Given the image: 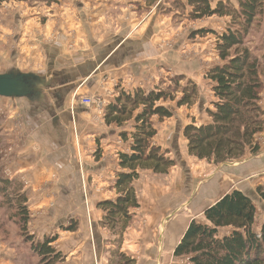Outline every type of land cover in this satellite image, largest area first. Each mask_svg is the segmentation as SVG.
<instances>
[{
	"label": "crops",
	"instance_id": "crops-1",
	"mask_svg": "<svg viewBox=\"0 0 264 264\" xmlns=\"http://www.w3.org/2000/svg\"><path fill=\"white\" fill-rule=\"evenodd\" d=\"M218 1L211 0L213 4ZM229 1L237 5V0ZM145 3L56 0L44 7L45 20L33 16L27 8L15 28L7 23L0 25V72L15 68L43 80L41 96H0L5 147L4 155H0V176L17 178L24 185L32 227L37 233H59L57 247L65 253L62 264H72L70 260L75 264H98L108 255L104 241L107 237L99 226L103 212L96 208V203L114 197L111 185L118 153L128 149V142L118 136L124 127L108 125L103 120L106 104L100 109L83 105L81 99L89 95L108 103L117 94L116 87L147 88L166 64L170 49L176 51L185 40L180 38L184 33L179 31L182 23L173 25L171 17L165 14L164 0L148 6ZM140 6L149 9L142 11ZM226 21V16H209L191 22L184 30L191 31L195 24L196 28L208 27L220 33ZM198 35L186 44L192 53L191 60L204 57L205 47L214 41L210 34L202 38ZM105 91L110 92L108 97ZM261 102L264 108V93ZM258 139L259 152L244 155L234 161L233 171L225 172L224 180L232 182L225 192L239 189L249 195L247 191L253 192V185L254 188L264 184V132ZM146 172L155 174L144 170L140 176ZM209 182L216 184L218 179L210 178ZM83 197L87 208L83 206ZM71 199L75 200L74 205L68 203ZM140 205L134 210L133 220ZM258 207L260 221L264 222L261 198ZM71 214L79 215L77 231L60 232L59 226ZM0 252V264H17L15 248L4 246Z\"/></svg>",
	"mask_w": 264,
	"mask_h": 264
},
{
	"label": "trees",
	"instance_id": "trees-1",
	"mask_svg": "<svg viewBox=\"0 0 264 264\" xmlns=\"http://www.w3.org/2000/svg\"><path fill=\"white\" fill-rule=\"evenodd\" d=\"M149 5L157 0H143ZM181 2V0H179ZM189 8V20L209 16H226L228 21L218 33L212 29H197L192 36L216 34L215 50L218 63L205 70L211 83L212 107L206 109L207 122L194 120L183 126L182 134L190 156L208 163L239 160L260 150L258 135L264 132V61L247 46L255 23L264 16V0H229L213 4L211 0L181 2ZM257 48V47H255ZM185 80V83L181 81ZM117 94L104 106L106 124L124 127L118 136L128 142L127 150H119L117 169L111 188L114 197L100 200L96 208L103 212L99 226L109 231L112 247L108 264H136V259L121 250L123 235L139 207L135 180L140 172L151 170L165 175L175 165L169 150L155 141L157 122L173 116L167 103L176 107H192L199 89L193 80L182 74L170 77L169 83L152 88L116 87ZM125 126L129 129L126 130ZM4 132L0 126V146ZM256 192L264 201V186ZM257 207L251 197L239 189L205 207L201 220L191 219L173 249V256L184 259L182 264H264V222L257 224ZM31 213L24 185L19 179L0 176V231L9 246L16 249L17 264H59L64 254L53 245L58 235L41 238L30 233ZM78 219H71L63 229L77 231ZM7 237V238H6ZM17 240V241H16Z\"/></svg>",
	"mask_w": 264,
	"mask_h": 264
},
{
	"label": "rangeland",
	"instance_id": "rangeland-1",
	"mask_svg": "<svg viewBox=\"0 0 264 264\" xmlns=\"http://www.w3.org/2000/svg\"><path fill=\"white\" fill-rule=\"evenodd\" d=\"M164 1L167 6V9L165 8L166 10L164 12L171 17L172 24L176 25L182 23V29H179V31L184 33L181 32L182 34L180 35V38H185L184 42H186H183L184 44L181 43V46H177L176 51L170 49V52L167 54L166 64L164 63L162 67H160L162 70L158 72V75L153 77V81L144 89L152 88L160 83L165 85L166 83H169L170 77L182 74L187 79L193 80L196 83L199 89V96L198 100L192 107L183 105L177 108L175 102L167 103L172 108L173 116L163 119V122L156 123L157 136L155 141L160 144L163 149L166 148L169 150L170 156L175 159V165L171 167V170L165 175L149 174L146 172L138 179L139 181L136 188L139 197L141 196V207L136 211V217L124 233L123 240L125 238V242L123 241L121 247V250L125 251L127 255L136 259V264H182L184 259L176 258L172 254L174 244L179 240L178 238L188 225L189 221L191 219L201 220L203 218V210L205 207L231 187L232 182H226L223 176L226 171H233L232 166L236 165V163L234 164V161H224L221 164H215L212 162L208 163L205 160H199L196 157L190 156L187 152L186 140L182 134L183 126L193 120L196 123H203L206 118H208L206 109L212 107L210 101L213 99V95L211 83L208 79H205L204 72L207 67L214 63H218L220 60L218 59L214 44L216 34L212 32L206 33L204 36L200 34L198 35V37L202 38L210 34L214 40L208 43L209 46L207 45L205 47V56L202 57L200 55V58L190 59L192 53L188 50L189 46H186V44L188 39L190 40L191 38H194V36L196 37V35L192 36V31L199 30V27L196 28L195 24H192L191 31H186L184 28L191 24V22L197 23V20H189L188 8L181 5V2L184 1ZM55 2L56 0H0V25L7 23L10 25L11 29L12 26L15 28V26L19 25L18 23H20L21 15L27 8V12L35 14L33 16H37L38 19L45 20L44 18L46 15L42 14V12H45L44 7L50 6ZM145 4L147 6L149 5L148 3ZM140 7L142 8L143 6ZM145 9L149 8L143 7L141 10L143 11ZM38 12L40 14L37 15ZM206 28L208 27H204L203 29ZM222 28L220 27V29ZM178 34L179 32H177L176 36H178ZM199 42L201 41L199 40L198 43ZM246 43L248 47L253 48L254 53H256L263 62L264 16L259 22L255 23ZM172 47L173 46H170L169 48ZM194 52L195 51L193 50V54ZM181 82L185 83V80ZM106 95L108 97L110 92ZM0 126L4 130L1 123ZM3 148L5 149V147L1 145L0 155H4ZM96 151L97 149L94 153H96ZM7 156H10V154ZM210 178L212 180L216 179V181L218 179V182L211 185L209 182ZM219 181L220 185H218ZM261 185L264 186V184ZM212 186H214V188ZM253 186L251 188L254 191L252 192L248 190L247 192L258 209L260 197L258 192H256L257 185H255L254 188ZM84 200L85 198L83 197V206L87 208V202ZM74 201L75 200L71 199L68 203L74 205ZM160 212H163V214L158 217ZM259 214L260 211H258L256 215L257 224L262 223ZM73 218L78 219L79 221L78 214L68 215L65 222L59 226L60 232H66L62 226L66 225ZM31 220L32 216L28 223L30 233H34L39 238L45 236V233L42 234L35 231V228L32 227ZM102 229L107 237L104 241L107 245L106 250L108 251V255H105L104 258L99 260L98 264H108L110 258L109 248L112 247L109 239H112L113 236H111L108 230L104 228ZM48 234L58 235L57 239L53 242V245L58 250L57 246H59L60 243L59 233L54 232ZM5 240L4 234L0 231V251L4 246H8V243H6ZM83 250L85 252L86 248L83 247L82 252ZM60 252L62 253V251ZM62 254L65 255V253ZM83 257L86 258L85 253ZM17 261L18 260L15 259V262ZM70 262L75 264L73 260H70ZM81 263L87 264L86 261L80 262L79 264ZM59 264H62V262Z\"/></svg>",
	"mask_w": 264,
	"mask_h": 264
},
{
	"label": "water",
	"instance_id": "water-1",
	"mask_svg": "<svg viewBox=\"0 0 264 264\" xmlns=\"http://www.w3.org/2000/svg\"><path fill=\"white\" fill-rule=\"evenodd\" d=\"M43 80L33 73H23L15 68L0 72V96L11 99L41 96L40 86Z\"/></svg>",
	"mask_w": 264,
	"mask_h": 264
},
{
	"label": "built area",
	"instance_id": "built-area-1",
	"mask_svg": "<svg viewBox=\"0 0 264 264\" xmlns=\"http://www.w3.org/2000/svg\"><path fill=\"white\" fill-rule=\"evenodd\" d=\"M106 92H109V91H106ZM81 103L83 105H86V106L95 105L96 107H98L100 109H103V106L106 104L104 99L94 98V97L89 96V95H88V97L82 98ZM7 150L10 151V148H8Z\"/></svg>",
	"mask_w": 264,
	"mask_h": 264
}]
</instances>
